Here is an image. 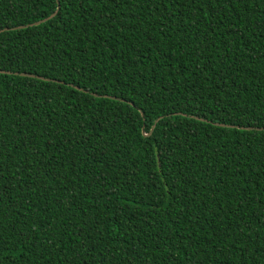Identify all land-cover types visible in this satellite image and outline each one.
Returning a JSON list of instances; mask_svg holds the SVG:
<instances>
[{"label": "trees", "instance_id": "obj_1", "mask_svg": "<svg viewBox=\"0 0 264 264\" xmlns=\"http://www.w3.org/2000/svg\"><path fill=\"white\" fill-rule=\"evenodd\" d=\"M59 3L0 0V264H264V0Z\"/></svg>", "mask_w": 264, "mask_h": 264}, {"label": "water", "instance_id": "obj_2", "mask_svg": "<svg viewBox=\"0 0 264 264\" xmlns=\"http://www.w3.org/2000/svg\"><path fill=\"white\" fill-rule=\"evenodd\" d=\"M59 9H60V3H59V0H58V9H57V11H58ZM57 11L53 12L51 15H49V16H47V17L41 19V20L35 21V22H33V23L26 24V25H21V26H18V27H16V28H26V27H29V26L39 25V24H41V23H43V22H45V21H47V20L53 18V17L57 14ZM6 29H8V28L1 29L0 32H2L3 30H6ZM0 71L5 72V70H0ZM8 72H10V71H8ZM22 74H23V75H31V76H35L34 74H28V73H22ZM39 77H40V78H44V77H42V76H39ZM76 87L79 88V86H76ZM81 89H83V88H81ZM162 117H163V116H161L160 118H162ZM160 118H158V119L156 120V122H157ZM196 118H198V119H202V120H206L205 118H200V117H196ZM216 124H218V125H222V126H228V127H239V128H247V129L252 128V127L237 126V125L226 124V123H218V122H217ZM154 127H155V124H154V126L152 127L150 133H145V135H150V134L152 133Z\"/></svg>", "mask_w": 264, "mask_h": 264}]
</instances>
